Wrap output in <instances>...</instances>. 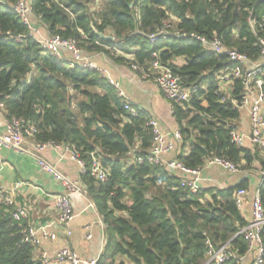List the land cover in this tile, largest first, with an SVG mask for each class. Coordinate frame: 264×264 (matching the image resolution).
Listing matches in <instances>:
<instances>
[{
    "label": "trees",
    "instance_id": "trees-1",
    "mask_svg": "<svg viewBox=\"0 0 264 264\" xmlns=\"http://www.w3.org/2000/svg\"><path fill=\"white\" fill-rule=\"evenodd\" d=\"M99 1L100 9L92 12L95 0H32L34 18L50 35L75 40L83 51L102 52L118 64L137 65L140 75L150 74L156 59L179 75L191 90L190 101L173 109L182 136L176 160L187 168L202 169L206 159L216 156L230 159L243 172L258 162L264 167L258 149L231 142L233 123L241 119L233 101H242L245 87L243 80H234L231 100L222 103L217 79L236 64L191 37L217 35L226 48L260 62L264 0ZM166 24L173 27L170 33L152 42L149 36ZM94 28L114 41L100 39ZM29 33L12 8H0V102L8 118L37 127V142L74 147L87 166L98 152L109 170L105 183L96 182L89 171L82 176L106 226L98 264H205L209 239L217 248L229 244L232 253L246 258L248 244L240 232L248 221L236 194L247 188V181L193 194L165 166L128 161L130 154H146L151 146L150 116L132 117L101 73L69 67ZM178 58L185 64H175ZM260 194L264 205V185ZM28 224L14 220L12 209L0 203V264H41L34 258L35 247L22 242Z\"/></svg>",
    "mask_w": 264,
    "mask_h": 264
},
{
    "label": "built area",
    "instance_id": "built-area-1",
    "mask_svg": "<svg viewBox=\"0 0 264 264\" xmlns=\"http://www.w3.org/2000/svg\"><path fill=\"white\" fill-rule=\"evenodd\" d=\"M1 7L12 8L30 30L29 36L35 37V39L41 44L42 48L51 55L64 60L63 52L67 51L72 55L71 61L66 63L69 67H81L90 71H96L104 76L100 67L85 55V51L78 47L75 40H65L60 35H51L47 38L40 35L41 32L35 28L32 21L34 16L32 0H18V2L13 5L4 0H0V8ZM249 23L252 29L256 32V21L250 18ZM172 29L173 27L171 24H166L163 30L158 34H152L149 36V39L152 42H155L159 36L169 34ZM177 34L182 37L187 36V34H181L179 32ZM191 37L202 43L206 48L213 50L215 54L226 55L231 62L236 64L233 69H228L223 74L218 75L217 80L221 91V101L222 103H225L231 100V87L234 80H243V85L245 87L243 99L239 103L233 101V106L241 113H248L250 133L249 136H245L243 132L238 129L235 122L233 123L234 128L230 134L231 142L238 148H245L246 140L249 139L252 150L258 149L264 155V57L260 62L253 63L246 55L241 54L234 49L226 48L223 41L217 35H214L212 39L196 35H192ZM23 40L24 37H17L18 42L21 43ZM259 44L264 56L263 38H259ZM119 54L122 53L119 52ZM154 56L157 55L154 54ZM251 64L252 67H247ZM132 69L136 72L139 71L137 65H133ZM149 76L155 81L165 99L172 104L173 109L176 104L184 105L190 101L191 90L183 85L182 78L175 74L170 67L163 65L159 60L156 59L150 65ZM105 78L115 87L117 96L124 100L125 110L130 113L132 117H138L142 113V110L135 107L129 101L119 83L110 80L108 77ZM0 112H5V105L1 102ZM146 126L152 136L151 146L146 154H135L133 156L134 160L137 159L141 164L149 163L154 166H165L170 172H179L185 177V179L182 178L181 185L188 188L193 194H197L203 190L200 186L203 170L219 168L231 174L243 173L240 167L230 159L220 156L206 159L204 161V167L198 170H191L176 159L170 162H165L164 156L176 151L174 142L168 140V136L163 132L162 126L156 118L149 117ZM37 133V127L31 122L16 117L10 118L7 122L5 133H0V153L4 149H10L16 153L28 155L37 162L38 166L44 172L52 175L56 181L62 183L66 192L57 195L54 198L57 212L56 224L59 227L66 229L70 236L71 232L68 231V229L75 218L71 196L75 194L87 196L88 193L87 191H82L55 165L44 159L42 154L45 149L48 146L56 145L52 143L45 144L37 142L35 138ZM174 136L176 140H182L179 130L174 133ZM67 149L70 151L72 159L79 165L82 176L89 171L96 182H107L109 170L103 167L101 159L98 157V152H94L90 155L91 163L87 166V164L80 159V156L74 147L67 146ZM2 166L3 164L0 156V203L12 209L14 220L27 221L30 215L29 207H19L13 196L8 194L3 188L1 173ZM260 178L259 190L253 199L251 206V220L248 221L247 226L240 232L248 244L247 256L253 258L250 264H264V205L260 194V188L264 185V170L261 171ZM236 204L243 212L246 211L245 207L248 204L247 189L238 190L236 194ZM89 207L95 209L94 202H90ZM50 227L51 226L36 227L32 224H28L23 230L22 242L24 244H29L36 249L40 248L44 241H55L58 236L56 233L50 232ZM89 238H91V235H89ZM206 246L205 264H225L232 260L244 261L246 259L245 257H239L235 253H232L229 244L217 248L209 239L206 241ZM99 259L100 257L93 260H84L72 249L63 248L52 257L43 255L39 262L41 264H98Z\"/></svg>",
    "mask_w": 264,
    "mask_h": 264
},
{
    "label": "crops",
    "instance_id": "crops-1",
    "mask_svg": "<svg viewBox=\"0 0 264 264\" xmlns=\"http://www.w3.org/2000/svg\"><path fill=\"white\" fill-rule=\"evenodd\" d=\"M33 23L35 28L41 32L42 37L51 36L44 25L42 27L37 26L42 24L35 18ZM85 55L100 67L105 77L120 84L121 89L135 107L159 121L163 132L168 136V140L173 141L176 146V151L164 156V160L170 162L176 159L178 153L181 152L179 145L182 141L176 140L174 136L178 130V123L173 115L172 104L165 99L155 81L149 76L150 74L140 75L128 66L116 63L110 56L102 52H85ZM63 56L66 63L72 59V55L67 51L63 52ZM174 63L182 66L185 64V60L178 58L174 60ZM249 66L252 67V64ZM9 119L6 112H0V133H5ZM236 124L245 136H249L250 122L247 112L241 113V119ZM245 148L252 150L249 139L246 140ZM188 150L189 148H186L185 151L188 152ZM0 156L3 164L1 171L3 188L13 196L19 207H29L30 215L27 222L36 227L51 226L50 232H54L58 236L55 241H44L40 248H36L35 260L39 261L43 255L52 257L63 248L72 249L84 260L101 257L106 246V226L96 206L95 209L89 207L90 202H93L90 196L88 194L87 196L81 194L71 196L75 218L68 229L71 232L69 236L66 229L56 224L57 212L54 198L66 192L62 183L44 172L37 162L28 155L4 149ZM42 156L55 165L82 191H87L81 169L77 162L72 159L66 145L48 146ZM132 159L133 155L130 154L128 161ZM263 168V163L258 162L250 172L240 174L227 173L219 168L206 169L201 174L200 186L203 190L210 188L226 189L238 185L242 181H247L248 204L245 207L244 216L247 221H250L251 206L259 190L260 173ZM171 172L185 179L179 172ZM252 259L251 256H247L244 264L251 263Z\"/></svg>",
    "mask_w": 264,
    "mask_h": 264
},
{
    "label": "water",
    "instance_id": "water-1",
    "mask_svg": "<svg viewBox=\"0 0 264 264\" xmlns=\"http://www.w3.org/2000/svg\"><path fill=\"white\" fill-rule=\"evenodd\" d=\"M94 32H95L96 35L99 36L100 39H102V40H106V41H114V38H113V37H111V36H109V35H105V34H103V33H100V32H98L95 28H94ZM74 121H77V117H76V116H74Z\"/></svg>",
    "mask_w": 264,
    "mask_h": 264
},
{
    "label": "rangeland",
    "instance_id": "rangeland-1",
    "mask_svg": "<svg viewBox=\"0 0 264 264\" xmlns=\"http://www.w3.org/2000/svg\"><path fill=\"white\" fill-rule=\"evenodd\" d=\"M90 11H92V12H96L97 10H99L100 9V1L99 0H95V2L94 3H91L90 4ZM34 20V16H33V19H32V21ZM78 119V118H77ZM260 157L261 158H263L264 156L261 154V152H260Z\"/></svg>",
    "mask_w": 264,
    "mask_h": 264
}]
</instances>
